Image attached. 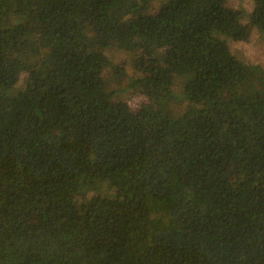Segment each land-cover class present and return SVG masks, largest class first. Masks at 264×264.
I'll return each mask as SVG.
<instances>
[{
  "label": "trees",
  "instance_id": "16d2710c",
  "mask_svg": "<svg viewBox=\"0 0 264 264\" xmlns=\"http://www.w3.org/2000/svg\"><path fill=\"white\" fill-rule=\"evenodd\" d=\"M253 3L0 0V264H264ZM114 48L147 73L116 86Z\"/></svg>",
  "mask_w": 264,
  "mask_h": 264
},
{
  "label": "rangeland",
  "instance_id": "374dc122",
  "mask_svg": "<svg viewBox=\"0 0 264 264\" xmlns=\"http://www.w3.org/2000/svg\"><path fill=\"white\" fill-rule=\"evenodd\" d=\"M234 6L236 13H241L242 21H246V14L253 8V0H230ZM233 50L238 49L241 55L248 61L264 66V42L259 37V34L254 27H250V34L244 41L232 43ZM150 49L144 48L139 51L127 52L121 49L114 48L106 51V55L113 62L114 67L120 72V80L116 82V86H124L137 76L147 73L148 55ZM124 98L132 106H141L145 104L146 97L138 91L133 90L131 94L124 93ZM172 104V103H170ZM173 107V106H172ZM119 186V183L103 182L98 185L97 189L87 190L85 197H90L95 193H111Z\"/></svg>",
  "mask_w": 264,
  "mask_h": 264
}]
</instances>
